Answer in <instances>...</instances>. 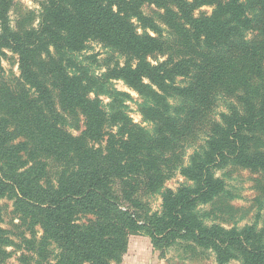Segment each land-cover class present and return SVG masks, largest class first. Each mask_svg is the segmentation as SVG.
<instances>
[{"label": "trees", "instance_id": "trees-1", "mask_svg": "<svg viewBox=\"0 0 264 264\" xmlns=\"http://www.w3.org/2000/svg\"><path fill=\"white\" fill-rule=\"evenodd\" d=\"M39 5L37 26L31 21L21 26L19 20L13 31L8 7L0 5V72L6 51L17 56L19 71L15 85L0 82V199H12L23 220L41 228V240L27 244L48 260L47 247L54 243L56 264H120L129 235L145 234L161 252L187 241L195 251L213 254L216 264H264V229L207 226L197 214L199 205L225 192L217 171L234 166L264 174V44L246 39L264 24V0H41ZM150 6L162 13L147 16L143 9ZM204 6L212 13L195 16ZM162 25L175 30L195 55L148 62L164 53ZM88 41L120 55L124 64H106L99 75L89 72L74 58ZM227 71L237 75L231 84L240 94L215 120L216 89ZM177 77L188 82L179 86ZM112 81L143 98L141 113L152 123L151 134L125 113L129 95L111 88ZM100 96L110 103L103 105ZM169 99L180 100L179 106ZM75 116L83 119L79 136L67 130L68 118ZM201 122L204 145L180 169L192 185L164 189L161 211L144 218L121 208L111 192L113 180L146 177L157 189L182 131L187 136L192 124ZM107 128L116 132L104 134ZM104 135V151L90 147ZM50 160L60 165L55 180L47 176ZM10 245L0 227V263L9 257Z\"/></svg>", "mask_w": 264, "mask_h": 264}, {"label": "rangeland", "instance_id": "rangeland-1", "mask_svg": "<svg viewBox=\"0 0 264 264\" xmlns=\"http://www.w3.org/2000/svg\"><path fill=\"white\" fill-rule=\"evenodd\" d=\"M39 1L41 0H0L1 6L7 5L8 7L6 13L8 27L13 31L19 20L21 26H28L31 21V25L36 27L40 11ZM143 11L147 16L153 17H155V14H152L154 11L157 14L162 13L161 10H156L152 6L144 7ZM211 13L212 7L204 6L196 10L194 14L199 16L210 15ZM161 29L163 31L161 36H163V41L165 42L164 53L163 55L150 57L148 62L156 65V63L167 60L168 57L177 60L184 56L195 55L183 43L179 35L177 36L174 33L175 30L170 27L168 30L164 25L161 26ZM145 31L154 36L151 31ZM138 33L141 34L142 30H138ZM246 36L248 41L256 45L264 44V24L259 26L256 31L248 32ZM5 53L6 57L1 59L0 82L5 81L15 85L19 78L17 56L8 51ZM210 56L214 57L215 54L211 53ZM74 58L83 66L88 67L89 72L94 75L105 72L106 64L114 65L119 63L121 66L124 64V59L120 55L95 41H88L85 50L75 55ZM262 64L264 75V63ZM235 77L237 75L233 71H227L221 82V87L216 89L218 93L216 94L215 105L211 114L215 120L219 118L220 114L227 113L231 104L236 105V98L240 91H235L232 87L236 86L231 84ZM187 82V79L175 78V83L179 86L185 85ZM256 83L260 84V82ZM111 88L129 95V98L124 103L125 113L135 125L151 134L153 131L152 123L147 121L141 113V107L145 102L143 98L121 81H112ZM100 100L103 105L110 103V100L105 96H100ZM179 101L178 99H169V103L173 107H178ZM192 127L190 134L187 136H185L184 130L182 131L180 141L184 142H177L169 153L167 157L169 166L167 165L163 169V183L160 187H157V189L151 188L146 177H136L132 178V180H113L110 186L111 192L120 202L121 208H131L139 217L144 218L149 214L161 211V194L164 189L176 191L183 186L189 187L192 185L180 174V169L186 167L193 153L200 151V148L204 145V128H206V125L201 122L192 124ZM67 130L73 136L81 135L84 132L82 117L68 118ZM115 132V129L110 130L107 128L104 134ZM107 138L108 136L104 135L99 142H91L89 145L94 150L104 151ZM59 170L60 165L55 160L48 162L47 176L50 180H55ZM216 176L224 181L225 192L216 197L211 203L197 207V214L203 219V222L207 226L216 225L227 230H240L252 226L256 231H262L264 229V174L228 166L217 171ZM0 227L6 231L7 238L12 242V245L5 248L9 253V257L0 264H56L55 260L59 250L54 243H50V246L47 247L50 252L48 260L44 259L43 253L37 255V251L34 250L39 249L36 246L32 247V245L27 244V242L40 241L43 236L42 230L39 226L31 227L29 221L23 220L14 210L13 200L8 197L0 199ZM131 236H145L150 242V238L145 234L129 235L128 240ZM196 249L187 241H178L174 246L164 251L169 252L168 254L176 264L185 262L188 264H215L213 254L206 251H195ZM240 263L239 260L230 262V264Z\"/></svg>", "mask_w": 264, "mask_h": 264}, {"label": "crops", "instance_id": "crops-1", "mask_svg": "<svg viewBox=\"0 0 264 264\" xmlns=\"http://www.w3.org/2000/svg\"><path fill=\"white\" fill-rule=\"evenodd\" d=\"M168 253V251L161 252L153 249L145 236H131L126 254L120 264H176Z\"/></svg>", "mask_w": 264, "mask_h": 264}]
</instances>
